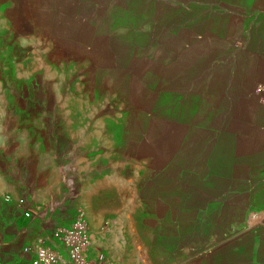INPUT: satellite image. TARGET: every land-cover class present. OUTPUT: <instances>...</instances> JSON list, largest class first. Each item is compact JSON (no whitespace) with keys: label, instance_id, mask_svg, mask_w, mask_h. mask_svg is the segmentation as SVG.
Instances as JSON below:
<instances>
[{"label":"rangeland","instance_id":"obj_1","mask_svg":"<svg viewBox=\"0 0 264 264\" xmlns=\"http://www.w3.org/2000/svg\"><path fill=\"white\" fill-rule=\"evenodd\" d=\"M3 123L73 153L52 244L83 212L103 264L173 245L154 240L147 215L165 166L171 206L202 205L201 220L181 221L187 264H226L228 234L235 264H250L245 204L264 206V0H0Z\"/></svg>","mask_w":264,"mask_h":264},{"label":"crops","instance_id":"obj_2","mask_svg":"<svg viewBox=\"0 0 264 264\" xmlns=\"http://www.w3.org/2000/svg\"><path fill=\"white\" fill-rule=\"evenodd\" d=\"M98 129V133H101ZM100 156L106 155L100 152ZM73 156L72 152L60 151L57 147H46L42 144H32L27 134H12L10 128L4 123L0 126V262L2 264H29V260L21 256L22 249L37 243L43 237L49 238L53 233V223L58 224L63 216L58 213L57 206L67 204L70 198L68 190L67 167L63 159L68 160ZM67 165V164H66ZM169 167L156 168L152 178L153 188L157 195L148 200L147 215L153 223L152 235L154 240L163 236L167 241H174L161 248L154 244L146 251V256L124 259L119 251L110 252L114 256L116 264H187V234L181 232V221L201 220L202 205L197 201L194 206L187 207L186 198L184 203L177 207L171 206L165 196V182L162 175ZM31 175V181H27V175ZM121 178V177H120ZM89 186H91L89 184ZM163 189V190H161ZM90 190L87 191L86 206L91 207L89 202ZM162 193V194H161ZM10 196L11 201L6 197ZM20 198L27 200V209L32 215L31 220L23 217L20 209H16V202ZM87 201V202H86ZM227 205L229 202H226ZM231 207H234L233 202ZM247 210V225L242 237L250 236L253 241L250 264H264L262 256L264 249V206L257 203L245 204ZM16 209V210H15ZM187 211L193 215L189 216ZM93 228L92 238L94 250L99 251L101 245L99 224L91 218ZM178 225V227L176 226ZM174 226L175 232L168 233V228ZM226 237V246L230 247V260L226 264H235V240ZM215 246V251L218 249ZM201 251L199 248L198 251ZM244 251V249H243ZM138 252V251H137ZM144 252V251H143ZM160 253L165 255L162 256Z\"/></svg>","mask_w":264,"mask_h":264},{"label":"built area","instance_id":"obj_3","mask_svg":"<svg viewBox=\"0 0 264 264\" xmlns=\"http://www.w3.org/2000/svg\"><path fill=\"white\" fill-rule=\"evenodd\" d=\"M18 206L25 208L24 199L18 200ZM26 218L31 213L25 210ZM57 244L46 238L22 249L21 256L29 260V264H103L104 253L97 255L94 250L92 232L86 215L80 212L70 225L60 227L56 231ZM0 264H2L0 262Z\"/></svg>","mask_w":264,"mask_h":264}]
</instances>
